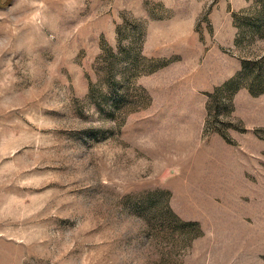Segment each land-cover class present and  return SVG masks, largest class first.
I'll list each match as a JSON object with an SVG mask.
<instances>
[{
	"label": "rangeland",
	"instance_id": "374dc122",
	"mask_svg": "<svg viewBox=\"0 0 264 264\" xmlns=\"http://www.w3.org/2000/svg\"><path fill=\"white\" fill-rule=\"evenodd\" d=\"M263 86L264 0H0V264H264Z\"/></svg>",
	"mask_w": 264,
	"mask_h": 264
},
{
	"label": "trees",
	"instance_id": "16d2710c",
	"mask_svg": "<svg viewBox=\"0 0 264 264\" xmlns=\"http://www.w3.org/2000/svg\"><path fill=\"white\" fill-rule=\"evenodd\" d=\"M264 90V86L260 89V91H263ZM251 93L252 94H255V93H253L252 91H251Z\"/></svg>",
	"mask_w": 264,
	"mask_h": 264
}]
</instances>
